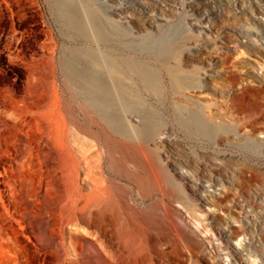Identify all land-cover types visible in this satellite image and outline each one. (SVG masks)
Listing matches in <instances>:
<instances>
[{
	"label": "rangeland",
	"instance_id": "1",
	"mask_svg": "<svg viewBox=\"0 0 264 264\" xmlns=\"http://www.w3.org/2000/svg\"><path fill=\"white\" fill-rule=\"evenodd\" d=\"M81 2L0 0V264H264V0Z\"/></svg>",
	"mask_w": 264,
	"mask_h": 264
},
{
	"label": "bare ground",
	"instance_id": "2",
	"mask_svg": "<svg viewBox=\"0 0 264 264\" xmlns=\"http://www.w3.org/2000/svg\"><path fill=\"white\" fill-rule=\"evenodd\" d=\"M77 1L80 4L82 3L81 0H77ZM90 22L88 23V21L86 20L87 27L89 28V30L92 31V36L97 37L98 34H97L95 28L90 24ZM96 66L105 67L108 70V72H110L112 74V77H114L115 79L119 78L120 74L122 75V71L118 68V66L115 63H108L107 65H105V61L102 59L101 61L96 62ZM132 70L137 71L139 69L137 67H134V69H132ZM117 90H118L117 84L112 83V88L110 89V92H111V95L113 98H115V97L118 98ZM102 92H103L102 89L98 90V94H102ZM54 100H55V102L53 103V105L55 106V104L57 103L56 94L54 95ZM95 106L98 109V112H99L100 116H102V118L107 120L108 123L114 122V116L109 111V109L111 110V108H108V106H106L103 103H100L99 101L95 102ZM49 113L50 114L45 115L44 122L46 123L47 131H49L50 134H51V132H54V135H55L54 140H57V143H58V144L56 142L53 143L51 141L54 148H57L58 151H61L63 149L61 137H62L63 132L65 131L66 122H65L64 118L62 117L60 109L58 107H57V114L53 110ZM130 134H131V136L135 137L136 139L142 138L141 131L139 129H137L135 125H131ZM52 139L53 138H50V137L48 138V140H52ZM84 205H83L84 206L83 209L78 212L77 216L81 220V222L87 227L86 229L87 230L92 229L91 230L92 232H90V233L95 235L94 237L96 238V240L98 242L102 243L103 241H111L109 234H108V231H107V227L112 223V217H110L111 214H107V212L108 213L110 212V209H112L111 207L113 205L111 207H109L108 202H105L103 200V198H101V197H97L96 199H90L89 198L87 203ZM89 231L90 230H88L87 233H89ZM137 243H140V240H139V242L137 241ZM128 253H129V251H128ZM163 254H164V256H167V257L170 256L171 257L172 253L169 252V254H168L166 252L165 253L163 252ZM120 256H118V257L120 258Z\"/></svg>",
	"mask_w": 264,
	"mask_h": 264
}]
</instances>
